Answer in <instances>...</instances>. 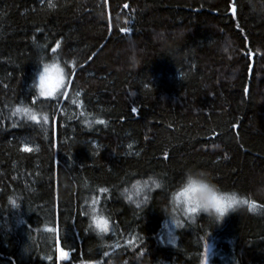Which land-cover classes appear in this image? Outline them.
I'll list each match as a JSON object with an SVG mask.
<instances>
[{
    "label": "trees",
    "instance_id": "obj_1",
    "mask_svg": "<svg viewBox=\"0 0 264 264\" xmlns=\"http://www.w3.org/2000/svg\"><path fill=\"white\" fill-rule=\"evenodd\" d=\"M225 36L235 48L221 54ZM53 55L66 86L43 98L35 80ZM186 169L209 171L247 203L220 223L203 214L166 223ZM152 175L165 186L130 190ZM93 201L110 217L104 241L88 227ZM206 255L264 264L257 0H0V264H206Z\"/></svg>",
    "mask_w": 264,
    "mask_h": 264
},
{
    "label": "clouds",
    "instance_id": "obj_2",
    "mask_svg": "<svg viewBox=\"0 0 264 264\" xmlns=\"http://www.w3.org/2000/svg\"><path fill=\"white\" fill-rule=\"evenodd\" d=\"M257 2L260 10L264 11V0H257ZM234 48V41L231 37L225 36L219 41L217 51L226 54ZM65 74V65L57 56L42 59L35 80V91L41 97H54L64 85ZM41 118L44 120L45 116L42 115ZM164 186L165 181L162 178L152 175L146 181H138L130 190L143 194ZM168 196L169 210L163 213L167 218L166 223L170 221L177 227L181 225L182 217L191 221L201 214L220 223L228 213L236 212L240 206V193L222 188L205 169H186L180 182L175 188L169 190ZM148 203L149 200L145 197L138 201L137 206ZM254 211L259 212L260 209L257 208ZM86 216L90 231L100 241H104L106 235L112 230L110 217L96 206V202L87 207Z\"/></svg>",
    "mask_w": 264,
    "mask_h": 264
},
{
    "label": "snow or ice",
    "instance_id": "obj_3",
    "mask_svg": "<svg viewBox=\"0 0 264 264\" xmlns=\"http://www.w3.org/2000/svg\"><path fill=\"white\" fill-rule=\"evenodd\" d=\"M50 6H51V5H50ZM125 7H127V5H125ZM233 11H235V9H233ZM122 31L127 32V31H129V30H128V29H122ZM57 46H59V41L57 42ZM53 51L55 52V49H53ZM181 75H183V74H181ZM18 111H20V110L18 109ZM132 111L135 112L136 109L133 108ZM23 112L26 113V114L29 116V118H30L31 120H36V119H37V117H36L34 114L31 113V115H29V113L31 112L30 109H23ZM47 119H48L47 116H45V118H44L45 123L47 122ZM97 123H101V124H103L104 121H102V120H101V121H97ZM129 147H131V146H129ZM138 154H139V153H137V155H138ZM101 191H107V190H106V189H102ZM93 202H95V201H93ZM239 203H240V204H244V203H247V201L244 200V199H240ZM249 210H250V211H254V210H255L254 205H250V206H249ZM61 255L64 256V257H66V256H67V253H61ZM105 255H107V253H105Z\"/></svg>",
    "mask_w": 264,
    "mask_h": 264
},
{
    "label": "rangeland",
    "instance_id": "obj_4",
    "mask_svg": "<svg viewBox=\"0 0 264 264\" xmlns=\"http://www.w3.org/2000/svg\"><path fill=\"white\" fill-rule=\"evenodd\" d=\"M66 72V71H65ZM65 86H66V74H65V76H64V85H63V87L61 88V90H60V92L57 94V95H55V96H58L62 91H63V89L65 88ZM54 96V97H55ZM43 98H46V97H43ZM50 98H52V97H50ZM207 262H208V255H206V257H205V263L207 264Z\"/></svg>",
    "mask_w": 264,
    "mask_h": 264
},
{
    "label": "water",
    "instance_id": "obj_5",
    "mask_svg": "<svg viewBox=\"0 0 264 264\" xmlns=\"http://www.w3.org/2000/svg\"><path fill=\"white\" fill-rule=\"evenodd\" d=\"M254 56H255V54L253 53V54L251 55V62H252V65L254 64Z\"/></svg>",
    "mask_w": 264,
    "mask_h": 264
}]
</instances>
